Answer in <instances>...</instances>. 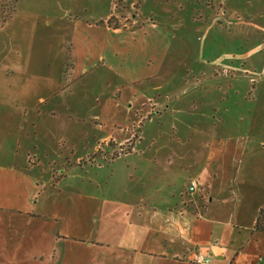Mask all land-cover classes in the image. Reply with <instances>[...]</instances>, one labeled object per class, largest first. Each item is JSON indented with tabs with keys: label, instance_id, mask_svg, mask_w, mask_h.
I'll list each match as a JSON object with an SVG mask.
<instances>
[{
	"label": "crops",
	"instance_id": "crops-1",
	"mask_svg": "<svg viewBox=\"0 0 264 264\" xmlns=\"http://www.w3.org/2000/svg\"><path fill=\"white\" fill-rule=\"evenodd\" d=\"M96 1L103 7L95 20L72 24L76 43L65 60L74 81L107 87L91 105V151L67 154L66 138H33L0 153V264H197L194 256L208 257L206 264L262 263L264 232L255 223L264 207V76L250 96L221 90L227 79L216 77L217 91L190 95V114L181 95L163 112L155 100L146 106L169 86L158 78L175 30L154 21L157 0ZM2 30L1 76L12 46ZM33 47L13 62L18 86L35 81ZM28 95L19 97L22 113L34 109ZM47 105L53 111L60 102ZM153 105L156 118L129 142L120 128ZM106 139L129 142L130 152L108 161L94 149ZM189 180L198 186L193 194L185 192Z\"/></svg>",
	"mask_w": 264,
	"mask_h": 264
},
{
	"label": "rangeland",
	"instance_id": "rangeland-1",
	"mask_svg": "<svg viewBox=\"0 0 264 264\" xmlns=\"http://www.w3.org/2000/svg\"><path fill=\"white\" fill-rule=\"evenodd\" d=\"M183 3V9L178 10L177 4ZM150 4L152 6V2L146 6ZM102 7L96 0H17L10 19L1 22L0 15L3 35L12 37V46L2 56L7 70L0 75L1 154L11 152L17 139L27 142L33 138H66L67 154L73 150L82 155L84 148L90 153L93 141L90 127L86 125L93 124L91 105L96 96L107 94V87L104 82H89L86 78L74 81L72 64L65 65V60L67 49L76 43L72 24L95 20L96 12ZM153 8L157 9L154 21L174 29L176 38L173 37V53L165 55L159 69L158 81L170 82L169 86L154 94L155 99L152 97L150 103L146 100V106L155 100L157 105L163 104L160 108L163 112V106L181 95L179 106L190 114V95L217 91L216 77L227 79L225 83L220 82L221 90L237 89L251 95L255 84L264 76V0H157ZM27 45H34L36 78L33 84L20 81L18 86V82H14L18 66L13 62L22 61ZM44 71L48 74L38 81ZM25 93H29L34 109L22 113L23 101L19 97ZM49 96L54 97L49 100ZM48 100L60 105L51 111ZM151 107L152 110L155 106ZM131 117L128 129L120 128L121 133L128 131L129 142L138 137L144 121L156 118L153 110L149 114L141 110ZM32 123L35 135L27 136ZM129 142L106 139L98 142L94 149L98 155L104 153L110 161L128 154ZM59 150L62 151V147ZM29 152L28 162L31 163L33 150ZM105 170L101 172V181L107 174Z\"/></svg>",
	"mask_w": 264,
	"mask_h": 264
},
{
	"label": "trees",
	"instance_id": "trees-1",
	"mask_svg": "<svg viewBox=\"0 0 264 264\" xmlns=\"http://www.w3.org/2000/svg\"><path fill=\"white\" fill-rule=\"evenodd\" d=\"M17 0H0V15L2 14L1 22H5L6 20L11 18V15L14 12L15 5ZM255 229L264 232V207L259 211L258 217L255 223ZM262 263L264 264V258L262 259Z\"/></svg>",
	"mask_w": 264,
	"mask_h": 264
},
{
	"label": "built area",
	"instance_id": "built-area-1",
	"mask_svg": "<svg viewBox=\"0 0 264 264\" xmlns=\"http://www.w3.org/2000/svg\"><path fill=\"white\" fill-rule=\"evenodd\" d=\"M197 184L196 182L194 181H191L190 184H189V187L187 189V194H193L196 190H197ZM209 258H205V257H202V256H194L192 261L194 263H197V264H206L209 262Z\"/></svg>",
	"mask_w": 264,
	"mask_h": 264
}]
</instances>
